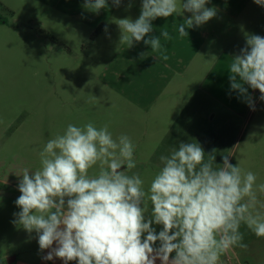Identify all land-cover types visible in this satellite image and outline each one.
Listing matches in <instances>:
<instances>
[{
  "label": "rangeland",
  "instance_id": "374dc122",
  "mask_svg": "<svg viewBox=\"0 0 264 264\" xmlns=\"http://www.w3.org/2000/svg\"><path fill=\"white\" fill-rule=\"evenodd\" d=\"M84 2L0 0V264H63L59 258L42 259L49 250L39 249L35 232L30 235L12 221L20 211L15 205L18 176L25 168H40L39 153L68 124H107L114 139L129 136L137 164L132 172L140 174L145 191L162 166L160 156L180 142L196 141L206 153L216 149L217 164L231 153L233 165L264 183V101L259 90L253 91L251 110L244 99L224 104L199 87L212 61L205 58L209 42L218 52L228 39L230 47L239 43L242 48L246 34L264 36V7L253 0H211L206 6L215 7L217 17L204 24L207 29L198 31L194 42L205 48H199L190 75L180 74L163 90L161 76L144 74L140 42L131 48L120 43L117 20L136 19L141 0H131L130 9L129 0L120 7L108 0L99 14L85 9ZM240 25L244 35L230 30L225 41L222 29ZM187 64H171L175 70L170 71ZM258 198L264 203V195ZM153 227L157 233L162 230ZM240 231L247 249L235 247L221 257V264H264V238L245 225Z\"/></svg>",
  "mask_w": 264,
  "mask_h": 264
},
{
  "label": "clouds",
  "instance_id": "9594fccd",
  "mask_svg": "<svg viewBox=\"0 0 264 264\" xmlns=\"http://www.w3.org/2000/svg\"><path fill=\"white\" fill-rule=\"evenodd\" d=\"M210 2L141 0L136 19L117 20L120 43L131 48L142 41L158 53L155 61H167L161 38L172 36L167 30L154 35L152 22L182 12L177 30L188 37L187 29L217 17V9L206 6ZM253 2L264 7V0ZM112 3L120 7L123 0ZM107 7L108 0L84 2L96 14ZM228 70L231 90L255 110L249 88L259 90L264 101V36L246 34ZM134 148L127 135L114 139L107 124H68L39 153L40 168L23 169L15 201L20 211L12 223L30 235L35 232L39 249L49 250L42 259L59 258L63 264H221V257L235 247L247 249L241 225L264 238V203L258 198L264 195V183L233 165L231 153L217 164L216 149L206 153L196 141L180 142L160 156L162 166L145 191L140 174L132 172L137 166ZM91 169L96 171L90 174ZM154 224L162 230L157 233Z\"/></svg>",
  "mask_w": 264,
  "mask_h": 264
},
{
  "label": "crops",
  "instance_id": "0c3cea01",
  "mask_svg": "<svg viewBox=\"0 0 264 264\" xmlns=\"http://www.w3.org/2000/svg\"><path fill=\"white\" fill-rule=\"evenodd\" d=\"M234 2H236V0H234ZM188 15L190 14H184V16ZM183 18L184 17L182 16V12H178L172 17L157 18L152 22L154 35L159 36L162 30H167L172 36V39L167 41L161 38V43L166 48V54L169 56V59L167 61H155L154 57L158 56V53L152 52L150 46L145 45L142 41L140 42L142 54H144L142 57V59L144 60H142L141 62L144 74H146L147 71V74L151 77V79L154 76H161L164 82L162 85L163 90L167 89L170 84L175 82L176 78H178L180 74L187 73V75H190V67H192V64L193 66L195 65V61L198 59V55L202 51L199 50V48L203 45L200 44V46L198 47L197 45H195L196 43L194 44V42H197V35L199 32H202L201 29L203 28V32H205L207 28L204 29L203 25L198 28L187 29V31L189 32L188 37H180L177 27L180 23L183 22ZM236 23L239 24L240 22ZM242 26L243 25L237 26L234 29L229 26L223 28L222 32L224 33L225 41L226 37L230 35V30H235V34L238 36L244 35V33L242 32ZM227 41L228 44L231 43L229 39ZM228 44L223 48L221 46V49L218 52H215V50H213L214 48H216L215 44L213 46V44H210L209 42L210 48L208 50V53L205 54V58L208 59L209 57H212V61H210V67L206 70L205 74L200 80L199 87L203 89L204 93H206L210 97H213L217 101L225 104L233 100L235 101L236 105V103L239 104V101L243 100V98L239 97L237 92L231 90V87L228 86L227 83H230V73L228 69L231 63V57L232 55L239 52L240 45L238 43L234 47H230ZM203 48H205V46H203ZM187 61L188 64L184 69H180L181 67H178L177 72L173 70L170 71V69L173 68L171 67V64L174 65L176 64V62L177 64H183ZM173 69L175 70V68ZM253 91L254 90L249 88V93L251 95L253 94ZM229 95H231L232 98H230Z\"/></svg>",
  "mask_w": 264,
  "mask_h": 264
},
{
  "label": "water",
  "instance_id": "95a60500",
  "mask_svg": "<svg viewBox=\"0 0 264 264\" xmlns=\"http://www.w3.org/2000/svg\"><path fill=\"white\" fill-rule=\"evenodd\" d=\"M0 20H1V16H0ZM13 259H14V257H10L9 262H12Z\"/></svg>",
  "mask_w": 264,
  "mask_h": 264
},
{
  "label": "flooded vegetation",
  "instance_id": "af4514ba",
  "mask_svg": "<svg viewBox=\"0 0 264 264\" xmlns=\"http://www.w3.org/2000/svg\"><path fill=\"white\" fill-rule=\"evenodd\" d=\"M1 16V15H0ZM4 21V19H3V17H1V20H0V22H3Z\"/></svg>",
  "mask_w": 264,
  "mask_h": 264
}]
</instances>
